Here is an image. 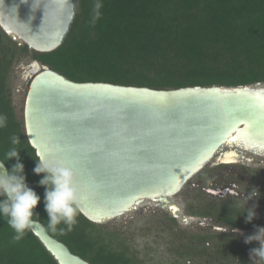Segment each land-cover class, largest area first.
Here are the masks:
<instances>
[{"label":"water","instance_id":"1","mask_svg":"<svg viewBox=\"0 0 264 264\" xmlns=\"http://www.w3.org/2000/svg\"><path fill=\"white\" fill-rule=\"evenodd\" d=\"M76 12L75 0H0V26L48 53L64 43ZM24 128L37 156L74 169L80 212L102 224L142 199L174 195L229 141L264 149V83L156 90L78 83L42 65ZM30 230L58 264H91L40 221Z\"/></svg>","mask_w":264,"mask_h":264},{"label":"trees","instance_id":"2","mask_svg":"<svg viewBox=\"0 0 264 264\" xmlns=\"http://www.w3.org/2000/svg\"><path fill=\"white\" fill-rule=\"evenodd\" d=\"M76 17L64 43L56 50L41 53L14 40L0 26V114L8 118L0 129V160L11 147L10 137L19 135L20 162L29 187L41 197L34 210L51 236L63 242L76 255L91 264H146L133 250L122 232L96 224L80 210L72 231L48 227L44 209L45 188L36 174L38 156L31 146L10 96V77L21 56L32 58L68 79L102 82L156 90L186 87H239L264 83V0H75ZM96 3L101 7L97 10ZM99 12L97 18L96 12ZM6 162L10 171L16 163ZM264 188L257 199L263 200ZM206 204L188 213L213 217L232 229L258 230L263 219L251 222L237 205L226 201ZM176 223V220L172 218ZM13 231L0 217V264H58L39 239L28 231L19 242H11ZM205 238V239H204ZM200 237V243L212 241ZM259 245H250L248 250ZM210 254L216 264H251L247 251L233 235L221 242L188 247ZM213 251V250H212ZM186 254V255H187ZM224 261V263H222ZM211 264V263H205ZM214 264V263H213Z\"/></svg>","mask_w":264,"mask_h":264},{"label":"rangeland","instance_id":"3","mask_svg":"<svg viewBox=\"0 0 264 264\" xmlns=\"http://www.w3.org/2000/svg\"><path fill=\"white\" fill-rule=\"evenodd\" d=\"M36 62L38 61L34 60L30 54L21 56L14 63L9 80L13 105L23 121L24 103L29 84L32 78L42 70L43 64L38 62L39 67L35 65ZM230 145L232 144L222 147L214 155L215 157L188 179L178 192L167 197V201L142 199L128 212L107 220L102 225L122 232L133 250L138 253L141 261L146 264H216L217 260L210 254L214 252V249L199 248L203 255L193 257L189 255L193 253V250L188 247L204 245L211 247L221 242L227 235H233L235 241L252 259L248 248L253 244L259 245V242L247 244L244 241L247 236L257 234V231L239 230L237 233L226 225H220L212 217H198L188 213L191 209L196 210L198 205L219 204L220 200L241 205L244 203L243 196L250 195L253 190H256L259 195L260 189L264 188V151L245 148L241 145ZM230 150L237 152L236 160H234L236 162L220 163L222 154ZM207 186L222 193L220 195L203 194L202 191H198L200 187ZM258 195L248 200L247 207L254 209L257 216L264 222V198L257 199ZM170 204L178 207L177 218L172 215ZM172 218H175L176 223L172 221ZM206 236H212L213 240L200 243V237ZM187 252L190 253L187 254Z\"/></svg>","mask_w":264,"mask_h":264},{"label":"clouds","instance_id":"4","mask_svg":"<svg viewBox=\"0 0 264 264\" xmlns=\"http://www.w3.org/2000/svg\"><path fill=\"white\" fill-rule=\"evenodd\" d=\"M100 3H96L98 10ZM97 18L99 12H96ZM7 116L0 114V129L7 126ZM11 147L5 152L4 160L0 161V217L7 226L13 231L11 242L21 241L39 219L34 211L41 202V197L37 192L29 187L27 177L24 174L25 166L20 162L21 144L20 136L13 134L10 137ZM15 158L16 163L11 170L5 168L7 161ZM34 173L46 175L39 181L40 186L45 188L43 203L44 209L48 214V227L55 231L60 224L65 225L61 231H72L77 223V213L80 208L81 193L77 187V174L72 167L62 163H54L48 159L38 156L37 166L33 169ZM258 192L253 190L250 195L243 196V204L237 205L242 208L236 214L246 213V219L251 222L255 217V212L247 207L248 200L257 196ZM239 232L238 229H233ZM259 242V247L250 250L251 264H264V227L258 228L257 234L247 236L245 243L251 244Z\"/></svg>","mask_w":264,"mask_h":264},{"label":"flooded vegetation","instance_id":"5","mask_svg":"<svg viewBox=\"0 0 264 264\" xmlns=\"http://www.w3.org/2000/svg\"><path fill=\"white\" fill-rule=\"evenodd\" d=\"M228 152V151H227ZM226 152H224L223 154H222V156L221 157H223V155L225 154ZM198 191L199 192H201L202 191V193L203 194H214L213 192H217V195H220L222 192H219V191H216V190H214L213 188H211V186H207L206 188H203V187H200L199 189H198ZM203 205H201V206H197V207H202ZM170 210H171V213H172V215L175 217V218H177L176 216V214H177V212H178V207L177 206H173L172 204H170ZM254 212H255V210L254 209H252ZM242 211V210H241ZM256 213V212H255ZM174 218V219H175ZM213 218V217H212ZM228 227V226H227ZM232 229V228H231ZM234 229H238V230H250V229H239V228H234ZM252 231H258V230H252Z\"/></svg>","mask_w":264,"mask_h":264},{"label":"bare ground","instance_id":"6","mask_svg":"<svg viewBox=\"0 0 264 264\" xmlns=\"http://www.w3.org/2000/svg\"><path fill=\"white\" fill-rule=\"evenodd\" d=\"M228 144H232V145H230V146H233L234 144L235 145H238V143H235V142H233V141H229L228 142ZM227 144V145H228ZM251 149H254V150H258V151H264V149H258V148H251ZM226 154V155H225ZM224 155L226 156L224 159H225V161H226V163H233L232 161H234V160H236V156H237V152L236 151H234V150H232V152H231V150L230 151H228V152H226ZM223 155V156H224ZM215 157V156H214ZM221 159H223V157H221ZM234 162H236V161H234ZM158 200H161V199H158ZM164 201H167L166 199H163V202ZM166 203V202H165Z\"/></svg>","mask_w":264,"mask_h":264},{"label":"snow or ice","instance_id":"7","mask_svg":"<svg viewBox=\"0 0 264 264\" xmlns=\"http://www.w3.org/2000/svg\"><path fill=\"white\" fill-rule=\"evenodd\" d=\"M78 162H81L83 159H81L80 157H76L75 158Z\"/></svg>","mask_w":264,"mask_h":264}]
</instances>
